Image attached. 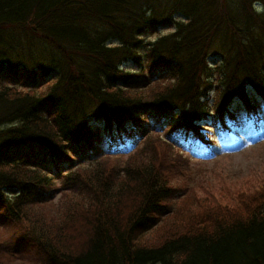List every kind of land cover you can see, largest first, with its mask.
<instances>
[{
    "label": "trees",
    "instance_id": "1",
    "mask_svg": "<svg viewBox=\"0 0 264 264\" xmlns=\"http://www.w3.org/2000/svg\"><path fill=\"white\" fill-rule=\"evenodd\" d=\"M262 111L264 0H0V264H264V182L185 154Z\"/></svg>",
    "mask_w": 264,
    "mask_h": 264
},
{
    "label": "rangeland",
    "instance_id": "2",
    "mask_svg": "<svg viewBox=\"0 0 264 264\" xmlns=\"http://www.w3.org/2000/svg\"><path fill=\"white\" fill-rule=\"evenodd\" d=\"M171 31L174 29H161L158 35L149 36L147 40L154 41L158 36ZM128 68L134 69L135 67L129 65ZM261 114L262 118L259 120L251 119L234 124L232 134L224 132L213 135L215 139L211 149L198 140L195 150L191 149L185 153L191 158L195 186L203 200L234 204V195L237 190L254 188L264 182V112L262 111ZM126 142V145L117 143L119 150L127 148L126 154L117 155L118 159H126L138 147L130 138L126 139ZM100 146L103 154L99 158L108 154L116 157L117 152L113 153L109 149L107 140H104ZM85 165H90V163H85ZM60 182L61 180H58L56 183L59 188ZM60 196L59 193L56 195L53 201L54 207L59 205ZM44 209L50 217L53 215L50 208ZM1 230L4 236L8 235L5 228ZM20 261L23 262L24 259Z\"/></svg>",
    "mask_w": 264,
    "mask_h": 264
}]
</instances>
